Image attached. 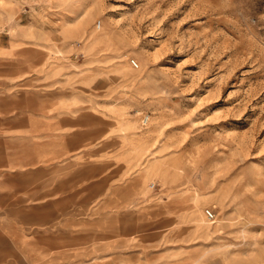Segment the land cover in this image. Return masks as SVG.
<instances>
[{
  "label": "rangeland",
  "instance_id": "1",
  "mask_svg": "<svg viewBox=\"0 0 264 264\" xmlns=\"http://www.w3.org/2000/svg\"><path fill=\"white\" fill-rule=\"evenodd\" d=\"M0 264H264V0H0Z\"/></svg>",
  "mask_w": 264,
  "mask_h": 264
},
{
  "label": "built area",
  "instance_id": "2",
  "mask_svg": "<svg viewBox=\"0 0 264 264\" xmlns=\"http://www.w3.org/2000/svg\"><path fill=\"white\" fill-rule=\"evenodd\" d=\"M135 66H138V62L136 60L132 61ZM149 122V116H145L143 118V124H147ZM205 214L209 220H213L216 218L215 212L212 209H206Z\"/></svg>",
  "mask_w": 264,
  "mask_h": 264
},
{
  "label": "bare ground",
  "instance_id": "3",
  "mask_svg": "<svg viewBox=\"0 0 264 264\" xmlns=\"http://www.w3.org/2000/svg\"><path fill=\"white\" fill-rule=\"evenodd\" d=\"M24 257V256H23Z\"/></svg>",
  "mask_w": 264,
  "mask_h": 264
}]
</instances>
